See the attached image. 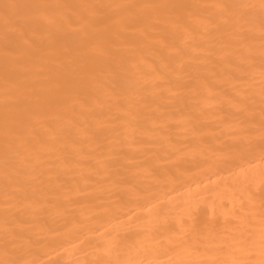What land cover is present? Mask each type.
<instances>
[{"label": "bare ground", "instance_id": "6f19581e", "mask_svg": "<svg viewBox=\"0 0 264 264\" xmlns=\"http://www.w3.org/2000/svg\"><path fill=\"white\" fill-rule=\"evenodd\" d=\"M0 264H264V0H0Z\"/></svg>", "mask_w": 264, "mask_h": 264}]
</instances>
